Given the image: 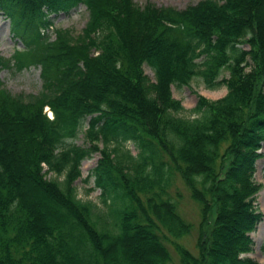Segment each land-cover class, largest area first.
Here are the masks:
<instances>
[{
    "label": "trees",
    "instance_id": "16d2710c",
    "mask_svg": "<svg viewBox=\"0 0 264 264\" xmlns=\"http://www.w3.org/2000/svg\"><path fill=\"white\" fill-rule=\"evenodd\" d=\"M262 2L201 0L175 10L132 0H0L21 43L0 57V71L39 67L42 83L24 101L0 82V264H167V238L180 264H257L240 256L261 220L253 175L264 144ZM79 5L87 12L79 35L52 29L50 15ZM195 77L225 95L197 97L192 118H180L170 88ZM84 119L88 147L67 144ZM127 142L136 155L120 151ZM94 152L88 177L104 220L73 187ZM173 173L199 210L196 255L174 242L190 225L166 192ZM35 198L56 213L41 214ZM134 243L146 247V261L129 253Z\"/></svg>",
    "mask_w": 264,
    "mask_h": 264
},
{
    "label": "rangeland",
    "instance_id": "374dc122",
    "mask_svg": "<svg viewBox=\"0 0 264 264\" xmlns=\"http://www.w3.org/2000/svg\"><path fill=\"white\" fill-rule=\"evenodd\" d=\"M199 1L201 0H132V2L138 7H143L148 3L157 8L169 7L175 10H183L187 6L194 5ZM258 13L262 19V17H264V0L261 5H259ZM49 19L52 21V29L65 30L68 31L72 37H76L81 33V30L84 27L87 20V12L83 6L79 5L66 14H58L55 16L50 15ZM262 20H264V18ZM47 35L49 40L54 39L53 31L49 30ZM20 48V41L13 38L10 34L8 21L0 16V57L8 59L14 50ZM240 48L245 50L247 49L244 46ZM143 73L150 82H153V74L147 67H143ZM226 76L227 73L223 70L220 73L219 79L226 78ZM0 82L2 83V87L12 96H19L24 101L29 100L30 97L36 96L41 91L42 84L39 76V67H29L18 72L14 69H3L0 71ZM170 92L171 97L174 100L179 101L182 108V110L177 113V116L184 119H191L192 114L189 111L194 107L197 97H202L208 101H215L223 97L226 91L222 85L212 89L205 88L200 79L195 77L190 80L187 87L176 88L171 86ZM46 115L49 118L51 117V114L48 111H46ZM87 120L88 119H84L81 122V126L79 127L75 138L67 140V144H72L80 148L88 147L89 143L85 141L83 136ZM97 147L101 149V144H97ZM124 150H127L131 156H134L137 153L136 147L130 142L125 143L120 149L121 152H124ZM257 152L262 156L255 162L253 179L261 186V188L255 196L254 207L256 211L261 214V220L256 225L254 231L249 234L252 241L251 251L240 257L249 258L257 264H264V144H261V147ZM99 159L100 154L98 152H94L89 158L80 163V176L73 182V187L75 189L77 199L81 201H90L96 205L97 208L94 210L95 212L93 218L97 220H104L106 218L105 214L107 213V209L99 203V190L94 189L93 176L88 177L90 171L96 166ZM45 178H54L58 181L61 180V177L54 176L52 174H46ZM166 192L169 196L168 198L175 203L176 211L180 218L185 223L190 225L189 234L179 240H174V242L183 246V248L188 250L192 255H196L195 243L197 239V227L199 221V210L197 204L190 199L188 190L182 184L176 173H173L170 178V183ZM38 199L35 198L34 202L38 204V211L41 214L44 213V211L49 215L56 213L55 209L47 206V202L45 200ZM162 242L169 253V262L167 264H180L179 257L176 254L174 247L171 245L170 240L167 238V241L164 240ZM147 252L146 247L141 243H134L132 247H130L129 251V253L136 255L138 260L144 261H146L150 256Z\"/></svg>",
    "mask_w": 264,
    "mask_h": 264
}]
</instances>
